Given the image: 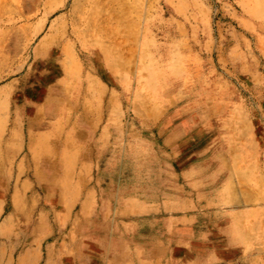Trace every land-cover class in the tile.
<instances>
[{
	"label": "rangeland",
	"instance_id": "rangeland-1",
	"mask_svg": "<svg viewBox=\"0 0 264 264\" xmlns=\"http://www.w3.org/2000/svg\"><path fill=\"white\" fill-rule=\"evenodd\" d=\"M49 89L98 192L58 235L92 240L83 264H264V0H0V150ZM6 182L0 264H21L35 223Z\"/></svg>",
	"mask_w": 264,
	"mask_h": 264
},
{
	"label": "crops",
	"instance_id": "crops-1",
	"mask_svg": "<svg viewBox=\"0 0 264 264\" xmlns=\"http://www.w3.org/2000/svg\"><path fill=\"white\" fill-rule=\"evenodd\" d=\"M52 93V89L41 95L30 92L16 101L11 116L14 129L0 150L6 164L0 168V177L7 179L2 194H12L8 209L21 211L36 222L30 256L23 257L22 262L39 264L46 259V264H83V250L88 249L89 237L83 245L77 232L74 239L71 234L68 238L58 235L65 226L79 227L95 221L100 207L98 192L89 172L91 165L84 159L81 166L85 169L72 171L71 163L78 160V153L73 157L70 143L67 150L60 149L58 131L65 123L64 117L61 120L64 112L55 104ZM9 98L13 99V93H9ZM12 163H16L14 168Z\"/></svg>",
	"mask_w": 264,
	"mask_h": 264
},
{
	"label": "bare ground",
	"instance_id": "bare-ground-1",
	"mask_svg": "<svg viewBox=\"0 0 264 264\" xmlns=\"http://www.w3.org/2000/svg\"><path fill=\"white\" fill-rule=\"evenodd\" d=\"M56 82H57V81H56ZM67 86H68V85H67ZM67 89H68V88H67ZM68 92H69V91H68ZM61 93H62V92H61ZM52 94H53V93H52ZM51 96H52V95H51ZM68 97H69V96H68ZM50 98H51V97H50ZM50 98H49V99H50ZM56 100H57V99H56ZM62 100H63V99H62ZM49 101H50V100H49ZM56 104H57V103H56ZM45 105H46V104H45ZM50 105H51V107H52L53 103L50 104ZM49 107H50V106H49ZM46 108H47V107H46ZM47 109H48V108H47ZM51 109H52V108H51ZM69 109H70V108H69ZM47 112H48V111L46 110V113H47ZM57 112H58V111H57ZM86 113H87V112H86ZM49 114H50V113H48V115H49ZM82 114H83V113H82ZM50 115H51V114H50ZM50 115H49V116H50ZM53 115H55V114H53ZM56 115H57V113H56ZM46 118H47V117H46ZM96 120H97V119H96ZM97 121H98V120H97ZM97 121H96V122H97ZM44 123H45V121H44ZM86 124H87V123H86ZM34 125H35V124H34ZM87 125H88V124H87ZM88 126L90 127V125H88ZM96 127H97V126H96ZM96 127H95V128H96ZM76 128H77V127H76ZM92 130H93V129H92ZM40 136H41V135H40ZM42 136H43V135H42ZM43 137H44V136H43ZM54 138H55V137H54ZM61 138H62V137H61ZM42 139H43V138H42ZM95 140H96V139H95ZM46 142H47V141H46ZM40 143H41V142H40ZM87 144H88V143H87ZM45 145H46V144H45ZM53 145H54V144H53ZM46 146H47V145H46ZM79 146H80V145H79ZM79 146H78V147H79ZM92 146H94V145H92ZM96 146H97V145H96ZM78 147H77V148H78ZM6 148H7V147H6ZM85 149H86V148H85ZM10 154H11V153H10ZM39 156H40V155H39ZM79 156H80V155H79ZM100 156H101V155H100ZM79 158H80V157H79ZM82 159H83V158H82ZM90 159H91V158H90ZM5 161H6V160H5ZM39 161H40V160H39ZM41 161H42V160H41ZM58 161H59V160H58ZM88 161H89V160H88ZM1 164H2V163H1ZM48 164H49V163H48ZM125 164H126V163H125ZM129 164H130V163H129ZM39 165H40V164H39ZM78 165H79V164H78ZM130 165H131V164H130ZM130 165H128V166H130ZM1 166H2V165H1ZM60 166H61V165H60ZM60 166H59V167H60ZM79 166H80V165H79ZM126 166H127V165H126ZM133 166H134V165H133ZM101 167H102V166H101ZM4 168H5V166H4ZM37 168H38V167H37ZM125 168H126V167H125ZM125 168H124V169H125ZM128 168H131V167H128ZM47 169H48V168H47ZM54 169H55V168H54ZM1 170H2V169H1ZM48 171H49V170H48ZM76 171H77V170H76ZM95 171H96V170H95ZM128 171H129V170H127V172H128ZM130 171H131V170H130ZM130 171H129V172H130ZM49 173H50V172H49ZM53 173H54V172H53ZM60 176H61V175H60ZM1 177H2V176H1ZM53 177H54V176H53ZM104 177H105V176H104ZM54 178H55V177H54ZM102 178H103V177H102ZM106 178H107V177H106ZM106 178H105V179H106ZM54 180H55V179H54ZM91 183H92V182H91ZM103 183H104V182H103ZM136 185H137V184H136ZM140 186H141V185H140ZM140 186H139V187H140ZM86 188H87V187H86ZM134 188H135V187H134ZM59 190H60V189H59ZM20 194H21V193H20ZM102 195H103V194H102ZM82 197H83V196H82ZM82 197H81V198H82ZM93 198H94V197H93ZM83 201H84V200H83ZM86 201H87V199H86ZM89 202H90V201H89ZM8 203H9V202H8ZM84 203L88 205V203H86V202H84ZM66 205H67V204H66ZM20 207H21V206H20ZM27 208H28V207H27ZM29 208H30V207H29ZM20 209H21V208H20ZM25 209H26V208H25ZM57 209H58V208H57ZM85 209H86V208H85ZM40 210H41V209H40ZM87 211H88V208H87ZM18 212H19V211H18ZM36 215H37V214H36ZM41 215H42V214H41ZM18 216H19V215H18ZM21 216H22V215H21ZM21 216H20V217H21ZM40 218H41V217H40ZM33 221H34V219H33ZM39 222H40V221H39ZM34 223H36V222H34ZM86 224H87V223H86ZM21 264H28V263H26V261H25V262H21Z\"/></svg>",
	"mask_w": 264,
	"mask_h": 264
}]
</instances>
